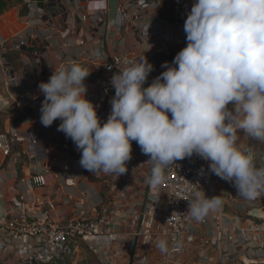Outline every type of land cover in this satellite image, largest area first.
<instances>
[{"label": "clouds", "instance_id": "obj_1", "mask_svg": "<svg viewBox=\"0 0 264 264\" xmlns=\"http://www.w3.org/2000/svg\"><path fill=\"white\" fill-rule=\"evenodd\" d=\"M184 32L187 46L148 87L154 68L145 57L111 78L115 95L103 125L85 98L87 69L71 60L60 65L38 85L45 97L40 122L49 127L59 119L57 130L94 175L125 174L135 141L150 157L145 183L153 188L170 165L197 155L239 196L254 200L264 194V168L238 146L237 132L264 142V0H195ZM221 206L220 196L197 194L187 215L202 222ZM156 247L169 252L164 239Z\"/></svg>", "mask_w": 264, "mask_h": 264}, {"label": "crops", "instance_id": "obj_2", "mask_svg": "<svg viewBox=\"0 0 264 264\" xmlns=\"http://www.w3.org/2000/svg\"><path fill=\"white\" fill-rule=\"evenodd\" d=\"M46 1L12 0L11 7L0 16V38L5 39L4 54L7 52L6 59L9 64L7 69L0 65V84L3 86L5 94L0 96V105H10L12 109L4 129L0 132L8 139L11 149V155L8 157L0 151V217L9 206L11 197L26 192L21 180L31 176L34 169L38 171L54 169L57 176L51 177L56 178L55 184L45 192L35 191L34 196L44 198L46 207L51 202L56 203L57 210L52 212V218L60 225H66L71 219L77 217L79 210L76 205L81 197L86 217L90 219L97 218L104 206L114 204L117 193L113 190V185L116 179L110 174L94 175L80 165H76L73 162L76 155L71 150L68 151L62 147V143L66 141L64 139H69L71 143L73 141L66 136L63 140H59L46 135L42 130L36 111L20 107L15 101L21 95L45 99L38 85L41 82L47 83L54 70L60 65L66 64L70 60L76 61L90 74L84 81L87 88L85 98L95 105L97 115L103 125L111 110L108 104L102 101L101 95L99 99L92 98L89 90L90 83L100 76L99 66L92 63L96 59L98 48L101 52L100 59L107 61L118 53L110 44L111 41H119L122 48L120 52L126 56L131 52H140L139 49L155 50L157 47L156 43L142 35V32L133 28L131 24L124 26V19L118 11L123 6L124 0H84L83 4L82 2L72 3L74 8L79 10L101 9L100 19H104L109 25L108 39L103 45L90 43L85 36L77 33L79 27L75 17L69 11L58 8L46 9L47 14L44 16V20L50 21L49 28L38 26V29L43 28V38L32 39L29 46L23 51L14 50L13 45L18 37H24L25 33L30 32L26 29L24 21V17L32 10L30 5L45 8ZM190 1L192 4L195 2V0ZM157 20L168 27L170 33L183 32L178 24L179 18L173 15L167 5L159 9ZM72 31L75 34L71 33ZM175 49L179 51L180 47ZM36 53H38L37 56ZM28 59L30 62H27ZM148 86L149 84L145 83L144 87ZM13 133H16L19 138H14ZM131 156L134 164L128 167V172L133 175L134 181L127 187L126 197L121 203L123 211H130L133 214L125 216L121 212H115L112 217L113 231L120 234L140 233L144 220L142 216L151 196L150 187L145 183V178L150 174L152 167L147 163L150 157L141 152L135 141L132 144ZM236 191L232 183L223 180L220 190L224 198L223 209L221 206L217 211L211 212L208 222L201 224L198 243L186 246L184 258L191 264H202L206 256L213 257L214 264H222L226 252L225 247H222V242L226 241L225 236L228 231L232 232L233 227L243 229L250 226L251 222H255V224L264 222V206L256 205L252 209H239V205L247 200L236 196L238 194ZM160 203L163 205L164 200ZM137 211H142L143 215L134 223ZM218 216L220 217L218 218ZM138 241L139 243L133 251H128L127 254L123 253L121 257H118L111 253L109 247L111 242L105 237H100L95 241L82 242L79 255L81 251H84V248H87L100 264L117 262L128 264L144 254L141 248L143 238L138 237ZM9 243L8 241L6 244L11 247L13 242L10 245ZM209 245H211V250L207 252L205 249ZM263 249L264 230L248 239L246 246L233 254L232 264H235L237 260L243 261L244 258L258 264L264 260ZM13 251L17 255L23 251V246L20 243L14 245Z\"/></svg>", "mask_w": 264, "mask_h": 264}, {"label": "built area", "instance_id": "obj_3", "mask_svg": "<svg viewBox=\"0 0 264 264\" xmlns=\"http://www.w3.org/2000/svg\"><path fill=\"white\" fill-rule=\"evenodd\" d=\"M74 2L83 4L85 1L47 0L45 8L30 5L32 10L24 17L26 29L30 32L25 33L24 37L19 36L18 40L14 42L13 49L23 51L29 46L32 39L43 38V28H49L50 24V21L44 20V16L47 14L46 9L58 8L69 11L75 17L79 27L77 33L85 36L90 43L103 45L107 42L109 25L104 19H100L101 9L79 10L74 8ZM166 5L173 15L179 18L178 24L183 32L170 33L169 28L157 20L159 9ZM192 6L190 0H124L123 6L118 10L124 19V26L131 24L133 28L141 31L142 35L156 43L157 48L155 50L138 48L140 52H131L126 56L120 52L122 50L120 42L111 41L110 44L118 53L107 61L100 59L101 52L98 48L96 59L92 63L99 66L100 76L89 85L91 97L99 99L101 95L102 101L106 102L111 110L110 101L115 95L111 78L125 67L133 65L144 57L154 68L149 74L146 84L150 85L156 77L166 71L167 69L161 65L165 62L172 65L174 57L187 46L184 23ZM38 26L43 28L38 29ZM33 28L36 29L32 30ZM4 43L5 39L0 38V65L7 69L9 64L6 59L7 52L4 54ZM176 47H180V50L176 51ZM173 53L175 54L173 55ZM35 55L37 56L38 53ZM57 58L60 57L57 56ZM27 62H30V59ZM43 101L44 98H29L21 95L15 102L20 107L36 111L40 120V108ZM229 108H231V104ZM169 119H171L170 113ZM60 123L61 121L57 119L49 127L41 124L42 130L52 139L63 140L65 134L57 130ZM237 136V144L241 150L249 151L244 142V138L248 136L240 131L237 132ZM13 137L19 138L16 133H13ZM64 140L66 141L62 143L63 149L71 150L76 155L73 162L80 165L81 153L77 150L76 145L69 139ZM133 143L134 141H132ZM0 151L6 157L11 155L9 141L2 134H0ZM132 160L126 164L127 172L125 174L112 175L116 179L113 190L117 193L114 204L104 206L97 218L90 219L86 217L81 197L76 205L79 210L77 217L71 219L66 225H60L52 218V212L57 210L56 203L51 202L46 207L44 198L34 196L35 191L45 192L55 184L56 178L51 176H57L56 171L54 169L44 171L34 169L31 176L21 180L26 192L11 197L9 206L0 217V264H66L77 259L82 242L95 241L100 237H105L111 242L109 246L111 253L118 257H121L123 253L127 254L128 251H133L139 243L138 237H142L141 248L144 254L128 264H191L184 258L186 246L198 243L201 224L208 222L210 214L202 222H196L187 215L189 203L195 201L197 194L201 197L205 195L207 198L220 196L223 209L224 198L220 192L223 179L210 172L208 170L209 162L197 155L176 161L175 165H170L166 169L164 183L155 188L149 185L151 196L146 211L144 215L142 211L135 213L134 223L143 215V227L140 233L120 234L113 231L112 217L115 212H121L125 216L133 214L130 211H123L121 203L126 197L127 187L134 181L133 175L128 172V167L134 164ZM162 200H164L163 205L160 203ZM256 205L257 198L241 203L239 209H252ZM223 215L222 210V217ZM232 230V232L228 231L225 236L226 241L222 242V247H225L226 250L222 264H232L233 254L243 249L248 243V239L264 230V222L261 224L251 222L248 227L243 229L233 227ZM160 239L168 242L169 252L167 254H162L156 247V242ZM8 241L13 242L11 247L6 244ZM19 243L23 246V251L16 255L13 249L14 245ZM205 250L209 252L211 245L207 246ZM213 261V257L206 256L202 264H214ZM243 261L249 262L246 258ZM250 262L254 261L250 260ZM114 264H123V262Z\"/></svg>", "mask_w": 264, "mask_h": 264}, {"label": "rangeland", "instance_id": "obj_4", "mask_svg": "<svg viewBox=\"0 0 264 264\" xmlns=\"http://www.w3.org/2000/svg\"><path fill=\"white\" fill-rule=\"evenodd\" d=\"M174 54L175 53H173V55ZM160 60H162V57H160ZM3 91H4L3 86L0 84V96L5 95ZM4 105L5 104L0 105V132H2V130L4 129L7 117L12 111L10 105H6V106ZM244 142L246 146L249 148V151L254 155L256 166L259 168H264V142L254 140L250 137L244 138ZM236 196L241 198V196H239L238 194ZM257 205L264 206V194L257 197ZM66 264H100V263L91 251H89L87 248H84V251L83 252L81 251L79 258L77 257L75 261H70ZM235 264H255V263L237 260ZM258 264H264V260L262 262H258Z\"/></svg>", "mask_w": 264, "mask_h": 264}, {"label": "trees", "instance_id": "obj_5", "mask_svg": "<svg viewBox=\"0 0 264 264\" xmlns=\"http://www.w3.org/2000/svg\"><path fill=\"white\" fill-rule=\"evenodd\" d=\"M12 5V0H0V16H2Z\"/></svg>", "mask_w": 264, "mask_h": 264}]
</instances>
